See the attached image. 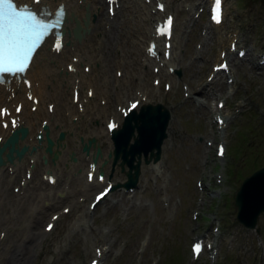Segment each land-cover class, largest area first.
Segmentation results:
<instances>
[{
  "label": "rangeland",
  "instance_id": "1",
  "mask_svg": "<svg viewBox=\"0 0 264 264\" xmlns=\"http://www.w3.org/2000/svg\"><path fill=\"white\" fill-rule=\"evenodd\" d=\"M119 1L128 3L131 13L126 11L125 14L120 5L118 13L114 15L116 28L121 30L113 31L112 39L117 46L104 56L112 57L113 61L105 59L102 63L96 62V66L93 64L92 74H96L97 82L92 84V88L106 89L105 93L96 92L94 100L98 105L97 96L102 95L106 102L98 106L105 107V112L114 110V104L119 102V90L127 91L124 93L126 97L132 95L134 86L138 85L143 86L151 100L161 99L170 105L171 117L166 137L161 143L158 168L151 170L147 163L141 162L136 187L129 191L114 187L102 201L88 210L86 199L95 187L87 185L72 190L79 185L78 171L81 173L86 165L80 157L81 163L70 174V194L63 200L55 196L52 201L61 200L56 202V208L62 203H70L77 195L85 198L73 200L75 204L68 205V211L58 217L45 239L37 244L36 254L26 260L30 264H86L94 244L100 241L99 244L103 245L101 242L105 236V249L98 264H264V212L256 218V233L235 221L232 202L233 190L240 178L253 167L264 164V63L261 67L255 65L257 56L235 62L232 69L234 84H227L224 74L217 72L216 77L200 91L203 74L208 68L207 59L221 41L216 36L217 27H213L214 40L210 32L199 56L192 58V43L200 38L199 26L205 20L204 15L200 13L193 17L190 13L193 6L188 10L182 8L184 1L191 5L192 0H167L174 11L172 60L180 66L181 72L177 77L171 76L172 83L168 90L153 91L149 84V67L142 76L131 75L132 71L137 74L144 71L137 63L141 53L140 31L145 22L142 12L133 10L129 0ZM133 2L135 6L138 5V0L137 3L135 0ZM224 4L226 13L222 24L227 30H238L240 43L244 46L257 48L258 52L264 51V0H224ZM135 18L143 23L140 29L133 24ZM126 21L132 24L131 34ZM124 51L129 55L125 56ZM232 58L236 59L233 53ZM117 67L122 71V83H119V87L116 85L115 90L107 80L118 77L113 73ZM180 80L202 102L196 100V105L190 97L182 96ZM216 97L224 100L221 111L229 116L222 129L217 128L211 113L207 112L206 102L211 101L212 104ZM103 110H96L90 128L104 132ZM65 114L69 115L68 109ZM108 138L103 133L101 143L93 141V146L97 144L100 149L97 158L101 157V161L106 158L102 166L107 172L110 171L113 181L123 179L124 174L118 164L111 168L110 158L106 156ZM219 138L225 144L223 157H217L214 153V143ZM206 139L210 140L208 145L205 144ZM60 153L59 150L56 152L57 155ZM71 154L74 160H70L68 153L67 160L77 162L76 154ZM56 158L50 160L47 157V162L55 163ZM39 162L33 166L32 181L33 176L40 180L42 163ZM62 162L60 167L63 173L68 166L66 161ZM216 177L220 178L219 182L214 179ZM59 178L58 184L52 185L53 189L62 186L63 177ZM196 178H200V189L194 183ZM8 184L11 191L13 183ZM52 207H44L43 211L36 212L40 223L37 228L40 229L42 220ZM192 210H196L195 218L191 216ZM18 223H22V220L19 219ZM102 227L106 228L104 235L101 233ZM194 234L206 237L205 246L196 257H192L188 249V241ZM8 237L5 234L4 241ZM140 238L144 241L138 242ZM210 241L213 242L211 248L207 247Z\"/></svg>",
  "mask_w": 264,
  "mask_h": 264
},
{
  "label": "bare ground",
  "instance_id": "2",
  "mask_svg": "<svg viewBox=\"0 0 264 264\" xmlns=\"http://www.w3.org/2000/svg\"><path fill=\"white\" fill-rule=\"evenodd\" d=\"M57 2H61L65 9L62 48L57 53L51 52L48 44L41 43V45L34 52L26 70V74L30 79L29 90L32 92V95L37 98L35 108L33 110L29 109L28 106L30 104V100H27L24 97L23 91L26 88L22 85L21 81L17 83L15 80L11 79L9 82H5L3 85H0V105L4 104L10 108L12 112L11 104L17 100L22 101L18 118H20L19 124L26 128L25 134L17 136L16 142L14 143L15 147L24 145V148L19 153L18 157L13 156L12 161L9 162L5 160L3 163H0V229L5 231L7 237L9 236V239L5 241V235H2V238L0 239V264H19L21 260H24V264L27 258L33 257L36 254L37 246H35L36 243L34 242V236L37 237L38 235L44 234V231L39 229V227L37 228L40 224H38L39 217L36 216L35 213L37 205L39 206L40 203L36 212L43 211L45 206L42 204V201L48 202V204L51 205L54 204L52 199H55V196L57 198H65L71 192V189L61 187L58 190H53L51 193L49 187L50 184L46 180L45 182L49 186L45 190H42L45 182L41 179H35L34 176L33 181L30 176L29 179L24 178L23 182H20L18 178L20 168H28L31 166L32 175V173H34V171H32V165L35 166L36 163L39 162L41 154H45V156L47 155L49 158L51 152L59 150L61 152L59 155L55 153V156H57L55 163H51L49 160L42 165V173H52L54 170L57 172V178L62 174L63 177L67 179L69 171H73L74 167L81 163V154L78 150L81 141L92 136L93 141L96 140L98 143H101L103 134L102 129L95 130L89 126L91 124V120L96 116V110H105V107L100 108L98 106L99 103L98 105L96 104L94 97L96 92L99 91L105 93L106 89L102 88L97 90V88H92V93L89 97L85 96L86 98H81V101L83 100L82 108L78 111L76 110V103H73L70 100L71 86L76 84L77 89L85 91L87 88L86 86H92V84L97 82L96 74H92L93 63H102L105 59L113 61L112 57L108 56L105 58L104 56H107L117 46L115 42L114 44L112 43L110 33L113 35V30L120 31L121 29H114V21L112 18L109 19L106 17L105 11L103 10V5L105 6L103 0H40L39 3L46 8H51L52 5ZM121 5L124 13L126 11L131 13L128 3L124 4L122 2ZM84 11L87 13L88 17L86 22L83 21ZM92 15H95V17ZM126 17L127 16H125V18ZM74 19H77L80 24V40H77V38L72 34ZM118 21H120V19ZM107 22L109 25V31H105L103 28L104 23ZM130 23L131 22L126 21L125 24L128 28H131V34L133 29L132 24ZM84 24H86V26H84ZM99 24L102 25V28H100ZM133 24L135 25V28H139L141 26L139 18H135ZM119 26H122V24ZM81 27L85 29L82 30ZM124 53L125 56L129 55L127 51H124ZM69 55L76 57L74 66L70 71L65 70V68L61 66V64L63 65L65 63V60ZM78 63H89L88 70L84 72L82 64L81 66H78ZM117 80L119 83H122V76L118 77ZM203 88L204 85L199 88L200 91H203ZM10 91H12L13 94H10ZM123 91L124 90H121V96L123 95ZM50 102L52 103L51 111L47 110L46 107L47 103ZM67 109L69 110V115L65 114V110ZM212 109L213 107L209 109V112L212 111ZM73 114H75L76 117L74 120H71ZM133 116H136V120L148 117V115L144 113H135ZM43 118L45 119L46 134L48 137L52 138V143L50 145L51 151L48 153L47 150L44 149L45 134L44 129L42 130L40 125L41 119ZM9 128L10 127L8 126H0V143L8 134ZM38 130L41 131L40 139L35 137V132ZM58 130L65 131V136L60 139H56V133ZM106 141L107 147L111 150V142L109 140ZM140 148L141 147H139L138 150ZM5 149L6 146H4V149L2 150V156ZM69 152H74L76 154L77 162L74 163L67 160L66 154ZM90 152H92V150H90ZM55 156H53V158ZM87 159L90 160V156H88ZM29 161H32L31 164H29ZM62 161H66V166H68L66 171L63 173L60 167V163ZM98 165L101 167L100 157L97 158L96 156V168ZM123 165L125 166L124 163ZM49 169L53 170L51 171ZM77 179L79 180V185L76 188H72V190L82 189L87 186V183L84 181V177L81 176L80 173L77 175ZM16 180L18 190L17 192L12 193L9 191L7 185H9L8 182L12 181H14L12 183L16 184ZM93 184L94 183L91 185ZM21 190L22 192L19 193ZM75 201L72 203L75 204ZM24 208H27V210L23 212ZM19 219L22 220V223H18ZM104 242L105 240L103 239L101 243L104 244ZM102 246V244H99V248Z\"/></svg>",
  "mask_w": 264,
  "mask_h": 264
},
{
  "label": "snow or ice",
  "instance_id": "3",
  "mask_svg": "<svg viewBox=\"0 0 264 264\" xmlns=\"http://www.w3.org/2000/svg\"><path fill=\"white\" fill-rule=\"evenodd\" d=\"M33 2L39 3L40 0H33ZM219 9L220 0H216L213 18L217 22L220 19ZM64 14V7L61 5L55 13L57 24L50 25L38 19L37 15L27 5L18 4L17 0H0V84L5 83L9 77L15 79L22 77L35 50L41 45L44 38L49 35L50 27H58L63 21ZM171 24L172 19L169 17L164 27L158 28L157 31L162 34L167 33L171 28ZM61 46L58 39L55 44V50L59 51ZM25 82L28 83L27 81ZM29 98L31 99V97ZM135 107V104L131 105L132 109ZM19 111L20 107L18 106L17 112ZM4 115H8L7 110L0 109V117ZM12 123L15 126L16 121L13 120ZM6 126L7 124L5 123ZM220 154H223L222 146ZM89 179H91V175ZM48 227L51 229L52 225ZM97 251L99 253V250ZM194 251L197 253L200 251L199 244L194 246Z\"/></svg>",
  "mask_w": 264,
  "mask_h": 264
},
{
  "label": "water",
  "instance_id": "4",
  "mask_svg": "<svg viewBox=\"0 0 264 264\" xmlns=\"http://www.w3.org/2000/svg\"><path fill=\"white\" fill-rule=\"evenodd\" d=\"M155 121V119L151 120V123L153 124L151 130L154 132V136H157L158 133L156 132ZM126 122L127 120H123L121 126L112 131L111 136L113 139L115 138L113 159L119 155V165L121 169L123 168V163L127 165L125 170L126 179L124 181L126 184H131L136 179L139 163L138 153L137 157L134 159V151H137L139 147L144 146L143 143H146V139L143 140L144 137L142 134H139L138 128L137 134L133 136V141L130 142V126H126ZM149 123L150 119L144 124ZM46 149H50L49 138H47ZM20 151L21 150L19 149L16 152L19 153ZM54 155L55 154L53 153L52 156ZM7 157L10 159L11 154L8 153ZM146 159V156H144V160ZM234 203L236 205V219L245 226L253 227L257 232L258 228L255 226V221L258 213L264 211V165L254 168L242 177L234 193Z\"/></svg>",
  "mask_w": 264,
  "mask_h": 264
}]
</instances>
